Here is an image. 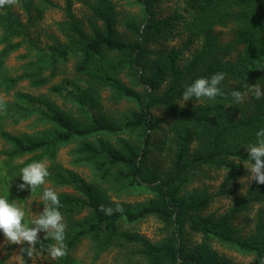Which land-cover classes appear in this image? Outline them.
Masks as SVG:
<instances>
[{
    "label": "trees",
    "instance_id": "1",
    "mask_svg": "<svg viewBox=\"0 0 264 264\" xmlns=\"http://www.w3.org/2000/svg\"><path fill=\"white\" fill-rule=\"evenodd\" d=\"M74 1L63 0L68 43L64 46L56 43L42 50L41 57L33 63L34 72L26 71L13 79L4 75L1 81L7 89L21 80H28L32 87L39 88L49 84L56 76L59 63H66L71 53L79 56L74 71L77 80L85 85L82 92L65 89L69 80L49 90L76 101L86 114L85 123L77 124L50 104L46 111L38 105L40 99L19 93L14 104V116L20 114L17 120L36 114L51 127L38 137L26 138L0 131L1 138L11 146L5 153L9 159L33 155L23 167L41 161L44 156L53 158L60 144L83 139L77 150L78 162L89 165L98 182L90 183L75 173L48 169L47 181L74 191L73 194H58L62 205L59 210L67 225L65 244L68 254L53 264H80L73 253L84 240L92 243L94 261L113 247L134 246L130 256H139L143 264H232L205 248L216 242L243 255H253L256 264H264V223L259 221L255 234L249 237L239 236L232 226L233 215L264 203V185L253 183L235 208L217 220L198 216L210 205L211 197L186 198L182 195L189 181L188 175L200 166L226 170L229 191L236 192L235 181L243 176V172L235 161L252 163L247 148L256 142V132L264 128V98L257 100L251 96L249 101L237 105L232 103L230 93L242 91V85L250 82L264 88V0H180L183 6L176 7L162 20L157 19L155 11L159 0H135L146 20L141 26L125 24V29L135 36L129 42L118 38L114 7L107 0H95L90 7L94 19L101 23V27L91 23L90 34L75 18ZM17 4L27 12L31 6L37 9L56 7L51 0H18ZM230 25L236 33L235 41L219 45L213 30ZM0 31L2 71L8 55L21 48L29 38L30 25L24 24L10 6H5L0 8ZM180 32L187 34L185 47L201 41L199 50L185 69L178 65L180 51L151 48L152 42L169 41ZM238 45L245 46L246 54L250 53L253 58L245 55L231 61L229 57ZM48 69L50 75L44 77L42 74ZM125 71L134 74L136 86L142 87V92L121 80L120 75ZM220 72L225 74L220 84L224 97L205 102L190 100L186 106H180L186 85ZM102 89L111 91L115 102L127 99L137 104L138 109L123 125L113 124L102 115L92 113L97 111ZM155 109L164 110L171 120L165 137L173 157L165 175L147 164L152 135L160 125L153 114ZM136 129H143L140 149L127 141H121L119 148L101 139L95 143L88 141L96 134ZM105 184L120 189L144 187L153 197L136 208L119 205L124 211L108 216L99 210L100 206L115 209L118 204L110 202V188H105ZM36 193L43 191L37 188ZM148 217H154L164 225L167 236L159 243L124 229L125 225ZM192 235H199L202 245L189 247L186 239ZM40 239L42 245L38 244L37 250L48 255L46 246L54 241ZM20 254L22 264H30L27 245L22 246ZM3 263L0 259V264Z\"/></svg>",
    "mask_w": 264,
    "mask_h": 264
},
{
    "label": "rangeland",
    "instance_id": "2",
    "mask_svg": "<svg viewBox=\"0 0 264 264\" xmlns=\"http://www.w3.org/2000/svg\"><path fill=\"white\" fill-rule=\"evenodd\" d=\"M51 1L56 5L55 8L45 9L40 7V9H37L35 6H31L30 12L23 10L19 4L10 6V10L24 24L29 23L30 25L29 38L26 39L21 48L8 55L3 63L2 71H0V99L4 101L3 109L0 110V131L7 132L15 137H38L51 127L50 124L40 120L36 114L26 119L17 120L20 114L14 116V104L17 101L16 95L19 93L40 99L42 102L39 100L38 105L46 111H48L49 104L55 106L77 124H83L86 121V114L76 101L71 97H63L49 90L53 86L62 85L64 80L71 81L65 87L71 92L81 93L85 88V85L77 80L78 78L74 71V67L79 61V56L76 53H71L66 63H59L56 76L45 86L35 88L30 85L28 80H21L10 89H7L5 84L1 82L4 75L6 78L13 79L23 72H34L33 63L41 57L43 54L42 50L46 47L54 46L56 43H59L60 46L68 43L66 36L68 30L63 10L64 2L63 0ZM107 1L114 7L118 38L126 42L133 41L135 36L125 29V24L143 25L146 20L144 11L135 0ZM94 3L95 0H75L72 8L75 18L87 34L91 33V23L101 27V23L96 21L91 13L90 7ZM178 6H183L180 0H159L155 6L157 19L162 20L168 17ZM213 37L219 45H225L235 41L236 33L231 25L225 28L216 27L213 30ZM186 40L187 34L180 32V34L169 41L156 40L152 42L151 48L154 50L175 49L180 51L178 65L181 69H185L201 46V41L198 40L185 47ZM1 48L2 46H0V50ZM245 55L253 58L250 53L246 54L245 46L238 45L229 59L236 61ZM50 72V69H48L42 75L48 77ZM120 78L127 86L134 87L137 91L142 92V87L136 86L134 74L125 71L120 75ZM248 85L252 86L255 84L250 82ZM250 98L251 95L245 101H249ZM45 103L48 104L45 105ZM187 103L188 101L182 100L180 106L184 107ZM137 109L138 106L135 102L127 99L115 102L111 91L102 89L97 111L93 110L92 113L102 115L104 119L113 124L123 125L130 118L131 113ZM153 114L160 122V125L159 129L152 135L150 156L147 164L156 168L162 175H165L171 168L173 157V150L170 148L169 140L165 137L171 120L170 116L162 109L153 110ZM98 139L115 148H119L121 141H127L136 149H140L143 141V129L126 130L123 133L116 134H96L88 138V141L95 143ZM82 141L83 139H74L60 144L53 158L44 156L41 161L46 164L47 169L75 173L87 182L96 183L98 179L93 169L85 163L78 162L80 156L77 150ZM10 150L11 146L0 136V197H6L10 203L15 200L17 205L25 211V222H27L34 218L33 214L39 215L43 212L46 202L41 199L43 193L38 194L36 190L31 192L30 189L26 188L23 191H18L17 186L19 181H21V169L33 155H26L11 160L5 155ZM235 162L241 167L243 176L235 181L234 188L237 191L233 193L229 191L230 185L227 183V171L224 169L200 166L190 172L188 175L189 181L185 185L182 195L186 198H197L204 195L212 198L207 209L200 212L198 216L202 218L212 217L217 220L223 215L229 214L235 208L237 201L255 183V181L249 182L245 179L249 176L247 169L250 164L239 160ZM103 186L110 188L108 191L110 202L130 208L139 207L153 197L150 191L144 187L120 189L113 188L109 184ZM49 187L56 191L57 194L74 193L71 188L56 186L50 181H47L40 189L44 191L45 188ZM259 221L264 223V203L252 205L246 212L233 215L232 226L239 236L249 237L255 234L256 225ZM124 229L144 237L152 243H159L167 236L164 231V225L154 217H148L135 224H127ZM39 235L40 238H43L45 233H40ZM186 240L189 247L202 245V239L199 235H192L189 238L187 237ZM22 246L8 244L3 234L0 233V259L4 260L3 264H22L20 254ZM205 248L232 264H256L253 255H243L230 246L212 242ZM133 249L134 246L113 247L94 261L92 243L89 240H84L78 245L73 255L80 264H143V260L139 256H130ZM53 262L54 260L39 250H36L33 256L30 257V264H53Z\"/></svg>",
    "mask_w": 264,
    "mask_h": 264
},
{
    "label": "clouds",
    "instance_id": "3",
    "mask_svg": "<svg viewBox=\"0 0 264 264\" xmlns=\"http://www.w3.org/2000/svg\"><path fill=\"white\" fill-rule=\"evenodd\" d=\"M18 0H0V8L12 6ZM225 79L223 72L213 74L210 78H198L190 85L185 86L182 98L185 102L196 100L200 102L214 101L217 97H224L225 93L220 88V84ZM243 90H233L230 93L232 103L243 104L250 95L259 100L264 98V88L259 84L249 86L242 85ZM4 101L0 99V110L3 109ZM257 140L254 144H249L247 148L248 159L252 161L247 171L249 176L245 179L249 182L255 181L264 185V128L256 132ZM49 171L43 161L34 162L21 169L20 178L22 183L17 186L18 191L26 188L31 192L45 185ZM41 199L45 201L43 212L34 215V218L25 222V211L17 205L15 200L9 202L6 197H0V233L10 245H27V255L29 257L37 250V245L41 244L40 233H45L44 240H51L46 246V251L52 260H59L67 256L68 250L65 244V232L67 225L64 216L59 210L62 205L59 196L51 187L45 188ZM100 211L111 216L114 212L122 213L124 209L119 205L115 209L101 205Z\"/></svg>",
    "mask_w": 264,
    "mask_h": 264
}]
</instances>
